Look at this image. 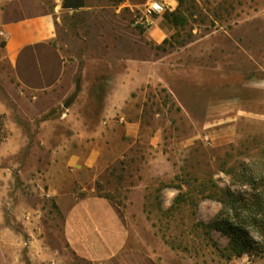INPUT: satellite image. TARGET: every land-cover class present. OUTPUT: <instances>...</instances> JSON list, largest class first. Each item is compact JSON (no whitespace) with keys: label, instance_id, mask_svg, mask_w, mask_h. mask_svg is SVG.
Wrapping results in <instances>:
<instances>
[{"label":"rangeland","instance_id":"1","mask_svg":"<svg viewBox=\"0 0 264 264\" xmlns=\"http://www.w3.org/2000/svg\"><path fill=\"white\" fill-rule=\"evenodd\" d=\"M162 1L166 12L185 16L184 24L164 30L166 12L147 16L145 6L125 0H85L77 11L64 0H43L55 7V43L68 68L56 88L36 94L16 82L0 53V141L14 126L40 153L46 120H55L50 128L61 142L90 131L95 143L107 140L108 164L80 170L76 191L124 208L132 247L158 264H264V209L228 219L247 231L252 253L228 259L215 246L232 253V236L215 228L220 189L251 204L264 201V0H190L183 7ZM128 122L139 124L138 136L128 134ZM22 170H14V192L37 215L24 227L8 217L7 199L1 224L13 220L16 232L28 228L26 235L43 238L42 264H92L66 243L64 215L46 197L47 169ZM243 171L258 187L235 182ZM41 255L36 248L34 256ZM13 256L31 263L27 249H0V261Z\"/></svg>","mask_w":264,"mask_h":264},{"label":"crops","instance_id":"2","mask_svg":"<svg viewBox=\"0 0 264 264\" xmlns=\"http://www.w3.org/2000/svg\"><path fill=\"white\" fill-rule=\"evenodd\" d=\"M149 1L125 0V4L138 8L146 7ZM55 14V7L48 10L43 0H0V53L16 82L36 94L56 88L68 68V60L55 43L58 37ZM169 26L166 21L164 30ZM159 31L162 33L160 28ZM2 112L8 116L7 108ZM54 123L55 120H46L38 131L39 141L45 148L40 153L45 154V160H41L43 156L30 146L28 135L20 128L8 125V137L0 141V249H27L32 256L30 264H42L43 254H48L43 238L26 235L28 228L18 233L13 220L8 226L1 224L5 220L1 204L7 199L8 217H14L24 227H29L30 219L37 215V209L27 202L18 201L14 192V170L20 169L23 176L22 168L32 166L47 169L46 197L54 199L56 207L64 215V236L75 255L92 264H158L154 256L132 247L130 218L124 208L109 198L92 193L79 196L76 191L80 170L107 166L108 162L103 159L104 154L110 152L107 140L103 145L95 143L90 131L76 130L67 142H61L60 133L50 128ZM126 127L129 135L138 136V123L128 122ZM99 133L96 136L99 137ZM36 248L42 249L40 257L34 256ZM0 264L28 263L19 256H13L2 259Z\"/></svg>","mask_w":264,"mask_h":264},{"label":"trees","instance_id":"3","mask_svg":"<svg viewBox=\"0 0 264 264\" xmlns=\"http://www.w3.org/2000/svg\"><path fill=\"white\" fill-rule=\"evenodd\" d=\"M124 1V0H122ZM179 2L180 7L184 6L190 0H177ZM165 21L173 26L177 27L179 25L184 24L186 18L184 15L179 12H166L164 15ZM80 91V82L76 83V92ZM70 100L67 102V105H70ZM235 182H239L241 185H245L249 183L253 187H258V182L255 180L254 176L248 175L245 171L238 176V180ZM263 182V181H262ZM220 196L218 200L222 204L221 216L222 219L215 224V228L218 230L225 231L229 235L232 236V245H231V254L227 253L225 249H221L217 244H215L216 248L221 251L222 256L227 257L228 259H232L233 257H242L244 254L252 253L253 245L251 244L249 238L247 237V231L241 226L236 225L233 222H229V218H233L234 220L239 218L242 214V210L249 209L252 206L258 208V210H263L264 201L251 204L248 200H245L241 195L235 194L231 189H220ZM108 198V197H106Z\"/></svg>","mask_w":264,"mask_h":264},{"label":"built area","instance_id":"4","mask_svg":"<svg viewBox=\"0 0 264 264\" xmlns=\"http://www.w3.org/2000/svg\"><path fill=\"white\" fill-rule=\"evenodd\" d=\"M166 3L162 0H150L145 7V14L147 16L162 15L166 12Z\"/></svg>","mask_w":264,"mask_h":264},{"label":"water","instance_id":"5","mask_svg":"<svg viewBox=\"0 0 264 264\" xmlns=\"http://www.w3.org/2000/svg\"><path fill=\"white\" fill-rule=\"evenodd\" d=\"M64 8L77 11L84 7L85 0H64Z\"/></svg>","mask_w":264,"mask_h":264}]
</instances>
